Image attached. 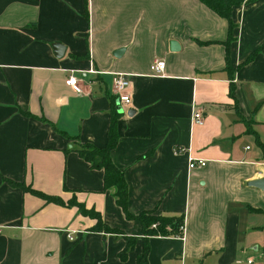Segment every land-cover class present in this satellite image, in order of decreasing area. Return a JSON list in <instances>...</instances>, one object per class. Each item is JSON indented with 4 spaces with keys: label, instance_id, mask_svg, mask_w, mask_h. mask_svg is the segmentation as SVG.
<instances>
[{
    "label": "crops",
    "instance_id": "crops-1",
    "mask_svg": "<svg viewBox=\"0 0 264 264\" xmlns=\"http://www.w3.org/2000/svg\"><path fill=\"white\" fill-rule=\"evenodd\" d=\"M240 1L227 21L198 0H0V264H134L140 240L121 262L122 237L65 205L141 236L75 153L102 148L113 118L128 213L183 217L180 237L148 239V264H264V0Z\"/></svg>",
    "mask_w": 264,
    "mask_h": 264
},
{
    "label": "trees",
    "instance_id": "trees-1",
    "mask_svg": "<svg viewBox=\"0 0 264 264\" xmlns=\"http://www.w3.org/2000/svg\"><path fill=\"white\" fill-rule=\"evenodd\" d=\"M208 9L213 11L218 16L229 21V10L231 6L240 4V0H198ZM230 93V92H229ZM114 118L111 120L106 141L102 148H95L89 145L78 146L75 149L77 156L88 164L90 169L102 172V190L112 189L115 205L120 208L126 220H133L139 223L141 229V236L137 239L134 237L124 236L120 231L114 228H109L103 224L100 216L92 209H85L74 200L68 201L66 206H74L80 215L88 217L94 221V224L89 228L91 232H102L107 234L120 235L124 241L123 249L117 254L119 261L126 259L127 253L131 251L133 245L137 240L141 242V249L135 255L134 264H148V239L150 237H164L174 235L180 237L182 232L179 229L183 223V217L180 216H167L162 214H154L152 212H143L137 215H131L126 209V186L122 173L115 168L109 159V151L115 144L116 134L114 133ZM5 182L11 187L27 190L32 195L39 197L46 203H54L62 206L63 203L56 197L47 196L39 192H35L25 188L20 184L13 183L9 180ZM171 227V228H170Z\"/></svg>",
    "mask_w": 264,
    "mask_h": 264
},
{
    "label": "built area",
    "instance_id": "built-area-1",
    "mask_svg": "<svg viewBox=\"0 0 264 264\" xmlns=\"http://www.w3.org/2000/svg\"><path fill=\"white\" fill-rule=\"evenodd\" d=\"M164 67V62L161 60H155L153 61L149 67V73L151 76H160L162 74ZM89 73H94L93 71H89ZM67 82L72 87H76V79L73 76L67 77ZM129 87V80L128 76L125 74H115L112 78V93L114 94L115 102H117V105L120 107L121 110H124L125 107H127L130 103V97L127 92ZM191 121L196 125L202 124V116L199 112H193L191 116ZM175 153H179L180 150L177 149L174 151ZM204 161L201 160H188L187 168L193 169L195 167H203ZM182 232V226L179 228ZM68 240H72V237L70 235H66ZM247 264H254L252 262H247Z\"/></svg>",
    "mask_w": 264,
    "mask_h": 264
},
{
    "label": "water",
    "instance_id": "water-1",
    "mask_svg": "<svg viewBox=\"0 0 264 264\" xmlns=\"http://www.w3.org/2000/svg\"><path fill=\"white\" fill-rule=\"evenodd\" d=\"M51 49L53 51V54L55 57H60L63 54V47L57 43H54L51 45ZM117 105V102H115ZM116 112L118 114L122 113V110L120 109V107L117 105L116 106ZM247 186H253L257 189H262L263 187V180H254V181H250L246 183ZM171 228V227H170Z\"/></svg>",
    "mask_w": 264,
    "mask_h": 264
},
{
    "label": "rangeland",
    "instance_id": "rangeland-1",
    "mask_svg": "<svg viewBox=\"0 0 264 264\" xmlns=\"http://www.w3.org/2000/svg\"><path fill=\"white\" fill-rule=\"evenodd\" d=\"M57 198V197H56ZM70 201H72V200H70ZM79 204V203H78ZM81 205V204H80ZM82 206V205H81ZM84 207V206H83ZM85 217V216H84ZM88 218V217H87Z\"/></svg>",
    "mask_w": 264,
    "mask_h": 264
}]
</instances>
